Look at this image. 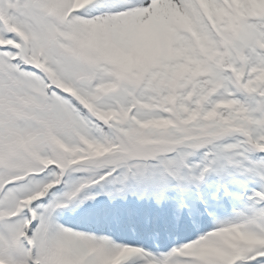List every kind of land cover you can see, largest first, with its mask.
Here are the masks:
<instances>
[{"label": "snow or ice", "instance_id": "6c2138e0", "mask_svg": "<svg viewBox=\"0 0 264 264\" xmlns=\"http://www.w3.org/2000/svg\"><path fill=\"white\" fill-rule=\"evenodd\" d=\"M0 264H264V0H0Z\"/></svg>", "mask_w": 264, "mask_h": 264}]
</instances>
